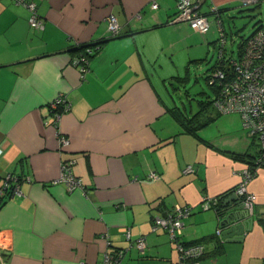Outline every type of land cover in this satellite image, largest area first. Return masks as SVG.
<instances>
[{
  "label": "crops",
  "instance_id": "crops-1",
  "mask_svg": "<svg viewBox=\"0 0 264 264\" xmlns=\"http://www.w3.org/2000/svg\"><path fill=\"white\" fill-rule=\"evenodd\" d=\"M28 1L37 3L42 29L30 26L24 6L0 3V188L8 174L21 179L19 193L0 204V242L10 248L0 253V264L1 258L4 264H104L117 250H125L122 264H178L177 244L167 230H154V220L177 206L191 208L181 219L180 240L205 247L200 264H264V168L249 184L257 204L243 236L218 237L216 211L202 209L205 198L236 190L246 164L232 155H255L253 139L238 134L235 113L225 115L237 121L236 130L222 138L201 135L203 128L187 133L172 113L178 106L166 88L171 76L158 75L172 67L182 43L220 47L212 6L225 9L223 27L228 18L231 35L241 36L236 15L245 11L243 0H205L211 30L200 34L187 25L186 39V24L173 22L179 0ZM251 8L264 23V0ZM111 17L120 36L111 38ZM100 43L83 71L76 50ZM62 93L71 107L55 123L48 105ZM204 112L218 116L213 108ZM61 136L68 146L61 147ZM67 161L75 162L72 172L86 196L60 182ZM141 237L144 253L133 246Z\"/></svg>",
  "mask_w": 264,
  "mask_h": 264
},
{
  "label": "built area",
  "instance_id": "built-area-1",
  "mask_svg": "<svg viewBox=\"0 0 264 264\" xmlns=\"http://www.w3.org/2000/svg\"><path fill=\"white\" fill-rule=\"evenodd\" d=\"M14 1L29 11V24L32 28H43L44 20L38 13L37 3L28 0ZM204 1L179 0L177 14L173 18V22L187 24L200 34L209 33L212 25L208 17L202 13ZM259 2L260 0H243L242 5L250 7ZM157 7V4H155L154 8ZM217 9L215 6H212L211 13L217 14ZM217 26L221 30L220 21L217 22ZM108 28L110 34L116 35L120 32L121 26L115 17H111ZM226 41L225 35L221 33V47H225ZM220 60L224 61L222 64L223 68H217L211 73L209 78V84L217 87V95L213 101V108L221 115L238 114L241 118L243 130L251 139L258 141L259 153L254 160L255 167L258 171L264 168V24L254 32L252 37H249L244 42L241 53L237 58L231 57L228 60L225 58ZM87 62L88 60L85 57H80L75 61V64L81 66V69L84 71ZM48 106L54 115L55 123H57L61 116L70 110L71 104L65 94L62 93L51 101ZM60 143L61 147H66L69 145V140L61 136ZM74 164V161L63 163L60 182L66 185L68 192L81 190L86 196V188L82 179L76 177L72 172ZM188 170L194 171L191 166H189ZM241 176V182L235 192L242 200L250 224L253 222L255 206L257 204V196L249 190V184L254 179V173L246 165ZM18 183L17 177L12 174L6 175L4 177V183L0 188V198L5 197L6 192L11 190L13 191L12 195L18 194ZM216 203L217 201L215 199L205 198L202 209H214ZM189 214H191V208L177 206L172 214L165 218L159 217L154 220V230L156 231L158 228L167 230L171 241L177 244L180 252V261L178 264H200L201 258L206 253L205 247L202 244L185 245L180 240L183 235V222L181 219ZM223 230L224 228L221 223L216 231L218 237L222 236ZM126 232L128 239H131L130 231L126 229ZM133 246L139 252L144 253L147 246L146 238L141 237L137 239ZM9 251L10 248L5 243L0 242L1 256H5ZM124 256L125 250L107 253L104 264H122ZM1 264H4L2 258Z\"/></svg>",
  "mask_w": 264,
  "mask_h": 264
},
{
  "label": "rangeland",
  "instance_id": "rangeland-1",
  "mask_svg": "<svg viewBox=\"0 0 264 264\" xmlns=\"http://www.w3.org/2000/svg\"><path fill=\"white\" fill-rule=\"evenodd\" d=\"M251 7L252 6L245 7V11L242 14L236 15V24L238 29L241 28V36L236 37V34L233 33V31H235L233 26L231 27L233 35H231L230 28L227 27V23L230 20L228 18L224 19L225 22L227 21L225 27L229 36L225 51L226 57L237 58L239 45L242 41L241 37L244 38L251 34V28L258 20L255 16L253 17L252 11H250V9H252ZM186 26L187 24L182 27L187 29ZM189 33L190 31L187 29L186 32L183 33L182 37L186 39V37L189 36ZM231 37H233L236 42L232 43ZM176 40H180V38L172 39V42H175ZM192 44L194 43H192L191 40H189L187 44L182 43L180 45V48L182 47L181 49H183L182 53L174 55V58H172V67L165 68L164 71L158 73L160 76H171L166 81V88L171 93L173 102H175L178 108H180L181 111L189 117L200 112L201 103L207 104L209 100H213L215 97L213 89L208 85L207 77L211 74L210 68H212L219 60L220 53V47L218 46L214 47L211 45V48L207 50L204 47L196 45L194 48L189 47ZM175 78H180V80L176 82ZM157 86L160 88L158 82ZM213 114L215 116H211V113L205 112L204 117L202 118L205 126L203 127L201 135L209 132L216 138H222L223 134L229 129L236 130L237 121H234L232 119L233 117L230 115L216 116L214 112ZM241 127L238 132L239 135L244 132ZM258 150L259 145L258 141H256V144L251 147V152L258 153Z\"/></svg>",
  "mask_w": 264,
  "mask_h": 264
},
{
  "label": "trees",
  "instance_id": "trees-1",
  "mask_svg": "<svg viewBox=\"0 0 264 264\" xmlns=\"http://www.w3.org/2000/svg\"><path fill=\"white\" fill-rule=\"evenodd\" d=\"M217 10H218V12H217V15L216 16H219V17H217V20L221 22V27H222L221 30L219 29V44H220L221 33H223L225 35L226 40H227L228 33H226L225 27H223L222 21L220 19L221 13H223L225 9H217ZM217 22H216V24H217ZM262 24H264V23H262V21H256V23L253 25V33L250 34L247 37H244V38L241 37L242 41H241V43L239 45L238 55L241 53V49H242V46H243L244 42L249 37H252L254 35V32L256 30H258V28L260 26H262ZM117 35L120 36V33H118L116 35L111 34V38L112 37H117ZM102 44L103 43H100V44L95 45V46L88 45V46H83L81 48H78L76 50L77 52H79V55L77 57H79V58L80 57H85V58H87L89 60V58H91L94 54H97V53H99L101 51ZM225 51H226V46L225 47H221V44H220L219 60L216 62V64L212 68H210V72L211 73H213L217 68H220V67L223 68L222 64L224 63V61H221L220 59L225 58V59L228 60V59L231 58V57H226L225 56ZM210 75L207 77V82H208V85L213 89L214 96H216L217 95V87L209 84ZM175 80H176V82H178L180 80V78H175ZM214 99H215V97H214ZM214 99L213 100H209V102L207 104L201 103L200 104V107H201L200 112L198 114H194V115H192L190 117L188 115L184 114L181 111L180 108L174 107L172 109V113L174 115V118L180 123V125L186 130L187 133H190V134H193V133L198 134L199 130H201L205 126L203 124V120H202V118L204 117V114H205L204 110L210 109V108L212 109L213 108V101H214ZM217 115L219 116L221 114L217 113ZM209 118H212V117H209ZM252 142H253L252 144L254 146L256 144V140H252ZM209 146H211V145L209 144ZM258 153H259V150H258ZM258 153L256 152L255 155H253L251 153L234 154V155H232V157L234 159H236V160H238V161L243 162L244 164H246L249 167V170L252 173H254V178H255V176L257 175V172L258 171H257V168L255 167L254 160H255L256 156L258 155ZM20 180L21 179L18 178V181H20ZM12 194H13V191L12 190L11 191H7L5 197H1L0 198V204H3L4 202H6ZM215 200L217 201V203L214 206V210L216 211V213L218 215L219 223H220V225L222 223L223 226H226V223L229 222V219H227L228 215L226 214L225 209L223 208L224 199H223V197H218ZM225 216H226V219H225ZM194 244H196V243H194ZM194 244H188V245H194Z\"/></svg>",
  "mask_w": 264,
  "mask_h": 264
},
{
  "label": "water",
  "instance_id": "water-1",
  "mask_svg": "<svg viewBox=\"0 0 264 264\" xmlns=\"http://www.w3.org/2000/svg\"><path fill=\"white\" fill-rule=\"evenodd\" d=\"M223 199V208L225 209V212L228 215L227 219H229V222L226 223V226H223V228L226 229L224 230V232H222L221 237L226 240L234 236H243L248 229L249 222L245 221L244 223H241L244 217H248L241 198L236 194L235 191H231L228 194H225L223 196ZM235 222H239L240 224L230 227V225Z\"/></svg>",
  "mask_w": 264,
  "mask_h": 264
}]
</instances>
